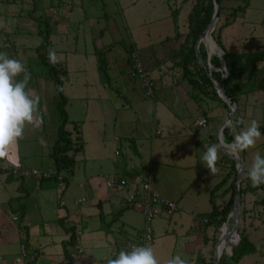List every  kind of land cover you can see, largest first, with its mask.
Instances as JSON below:
<instances>
[{"label": "rangeland", "instance_id": "obj_1", "mask_svg": "<svg viewBox=\"0 0 264 264\" xmlns=\"http://www.w3.org/2000/svg\"><path fill=\"white\" fill-rule=\"evenodd\" d=\"M56 2L60 4L58 5ZM194 2L195 0H71V3H67L66 0H0V52H6L7 47H10L11 50L13 48L14 51L12 50L13 53L10 58L21 60L26 67L30 64L31 72L37 73L40 70L39 65L35 62H28L30 58L35 56V46L42 39L36 33V21L33 17L41 15L48 18L52 16V11L55 8H59L57 11L60 12L66 6H70L69 9L71 10L66 15L69 20V27H66V31L69 32H66V35L60 34V30L57 33L53 32L50 36L51 44L48 46V50L59 51L57 54L59 62L68 64L67 77L69 80L79 81L85 79L84 81L92 84L87 89L89 95L96 96V90L102 84V82L101 84L98 83L99 73L96 68L98 58H101L107 65L106 71L109 77L108 82H106L108 85L104 83V89L106 93H110L115 102L120 99L122 102L126 101L127 106H130L133 98L138 97L140 99L144 96L143 99L147 104L145 107L143 106L144 108L137 109L136 115L134 114L135 108L119 110L118 114L113 111L112 117H115L116 114V119L111 117L113 120H108L107 126L104 125V127L108 130L115 121L116 129L121 130L119 132L122 135L127 126L130 133L129 135L126 134L129 138L136 139V147L142 155L139 158L134 154L135 152H132V143L128 146V142H122V151L127 159L128 166L138 167L139 163H144L146 172L150 174L152 189L162 199L176 206L174 211L160 210L159 208L160 211L150 222L153 238L148 246L153 248L160 264H167V261L176 255L185 259L187 264H192L198 249H202L206 256L213 258L217 240L220 234L226 230L223 224L231 220L230 216L215 231L216 233L212 232L213 226L206 228L208 241L203 244L204 231L203 228L198 227L196 215L211 210L210 190L225 176L227 171H231V164L234 163L236 171L239 170L234 160L219 148V160L216 165L218 171L215 175L202 162V156L207 148L212 145L217 146L218 129L221 122L228 115V108L225 109L217 100H211L210 96H203L199 100V106L206 111L208 124L203 127L193 125L189 129L187 126L191 124L197 113L191 112V118L181 122L170 116L166 107L162 108L161 106V102L168 105L170 86L180 78L179 68L174 66L168 57L170 46L175 47L178 42L165 41L164 39L174 36V18L177 21L180 33L184 35L187 32V15ZM243 5L246 6L237 13L235 19L229 25L224 26L225 16L233 8ZM104 13L106 16H103ZM50 25L52 26L51 23ZM218 27H220L219 40L226 50L250 51L258 47H264V0H222L221 9L218 6V19L212 31H215ZM96 43H98L97 46ZM215 45L219 49L217 53L222 55V50L216 43ZM132 46H134L141 61L144 59V62L147 63V59L145 60L144 57L153 58V64H146L144 67L148 72L150 81H156L159 85L158 90L145 86L138 75L132 78L128 74L132 71V62L134 63L132 54L135 51L133 53L129 52ZM208 68L213 69L211 66H208ZM263 69L264 62L258 66L253 76L247 79L244 93L239 97L241 103L239 110L236 111L235 109L236 112L232 114L234 116L230 119L236 125L235 132H239L241 128L254 119L261 126L262 136L257 141L256 146L239 154L244 164V174L239 182V186L242 187H253L251 181L247 178L245 167L251 166L254 153L260 152L261 155H264ZM69 80L66 79L64 85ZM34 81L39 84L40 95L46 100L43 103L41 112L46 116L44 123L50 127V130L48 131L45 128L44 131H40V128H33L32 125H29L27 131L24 132L23 139L19 141V145L22 152L25 151L26 154L31 156L28 160L33 162L36 168H43L44 166H41V164L39 167V160L45 159L44 161H47V163L51 161L47 156L49 148L47 144L48 142L52 143L56 128V115L50 102L51 97L55 94V88L52 82L50 83L41 76L36 77ZM132 81L135 83L133 94ZM259 84H263V87L259 88ZM64 85L63 92L68 95L72 102L71 107L66 105L69 112L68 120L78 121L79 115L82 114H79V112L83 103L78 99L71 98L73 95H80V91L76 92L75 90L80 87H73L74 89H72L69 84ZM152 90L153 92H151ZM31 91L36 96V91ZM47 103L48 105H46ZM105 104L106 107H104L103 112L106 116V114L109 115L110 111L106 100ZM161 111L166 115L165 118L161 116ZM121 117L123 118L121 119ZM201 117L204 116L198 118ZM132 118H134V125L129 128L128 125ZM163 121L166 123L164 122L165 125H163L164 128L161 133L152 136L153 129L155 127L159 128ZM239 121L244 123H239ZM79 122L80 129H82V133L80 132L81 139L83 144L86 142L85 154H78L75 157L71 176H68L66 172H62L67 177L64 182L66 186L61 182L62 186L59 185L54 189H50V197L47 198L50 203H45L47 207L44 215L50 218L51 221L42 224L37 221L31 223L27 233L31 242H39L41 245L48 243V248L44 249V252H51L55 245L60 247L58 243L61 240L60 238H64L68 234L65 227L72 224V219L70 220L69 217L75 219L81 213L82 219L79 226L82 234L78 235V238H80L81 245L85 250L83 254L96 253L101 256L105 251L103 247L105 239L110 243L116 240V248L113 254L109 252L106 255L108 259L115 258L121 250L128 249L131 245L132 247L138 246L140 231L142 232L145 228V219L141 212L127 209L121 218L111 224L110 234L106 236L103 230H98L100 221L97 216L90 213L96 212L98 209L90 204L87 190L81 189L78 184L83 182L85 177L90 174L102 176L105 179L106 176H111L114 170L121 168V165L119 163L113 165L111 162L116 141H106L104 157L102 160H97L95 150L92 149V145L95 143L90 141L93 136L90 124L84 122L82 126V121ZM95 124L99 125L98 121ZM157 124L159 125L157 126ZM66 128L71 130L70 124ZM197 131L199 138L204 137L205 139L203 146L197 143ZM210 132L212 134L207 137ZM235 132L232 131L233 140ZM124 136H121L122 141H125ZM152 150L154 156L150 157ZM225 150L227 153L232 154L230 150ZM171 152L172 154H170ZM193 153H196L197 159ZM195 160L197 161L193 163ZM44 170L46 169L43 168L42 171ZM136 180L139 182L140 176ZM12 181L18 184L17 179ZM228 183L229 180L224 184V187ZM67 186L68 189H66ZM222 188L217 189L213 195L215 204H219L227 198V195L221 196ZM108 190L112 191L116 198L128 194L125 190L117 191L113 188H108ZM181 194L182 200L179 204L168 200L169 197L181 196ZM77 198L82 201L77 203ZM261 199H263L262 202H260ZM29 203L28 201V206ZM53 208L62 209V215L59 216L67 215L66 212L70 213L69 217L64 218V220L66 219L65 222L61 224L53 220L56 218ZM110 208V204L104 201L101 210L107 213L117 209V207ZM14 217L16 218L14 222L18 223V216L14 215ZM108 219L109 216L106 217V220ZM233 221L234 225L237 223L235 232L238 237L239 233L245 234L249 241L259 248L256 253L243 256L237 264H264V188H255L253 191H246L242 194L238 203V219ZM92 230L98 232L97 236L102 240L101 243H98L103 247V252L99 247L100 245H93L95 242L91 241L92 234H89ZM138 231V237L136 238ZM213 233L217 236L215 243L216 236ZM229 236L227 246L224 248L225 252H227L226 249L230 245L232 247L236 244L232 245ZM236 241L237 239L234 242ZM86 247L90 248L93 253H88L89 249ZM69 252L75 253V246H71ZM229 253L230 251L227 252V254ZM107 261L101 259V264H107Z\"/></svg>", "mask_w": 264, "mask_h": 264}, {"label": "trees", "instance_id": "obj_2", "mask_svg": "<svg viewBox=\"0 0 264 264\" xmlns=\"http://www.w3.org/2000/svg\"><path fill=\"white\" fill-rule=\"evenodd\" d=\"M221 1L222 0H216L220 9ZM56 3H58V5L60 4L59 2ZM245 6L246 5L237 6L233 8L229 12V14L225 16L224 26L229 25L235 19L237 13L242 11ZM213 13V0H195L193 6L191 7L187 15V32L184 35L180 33L177 21L174 18V36L166 37L164 40L176 41L178 42V45H176L175 47L170 46L168 57L172 61V64L179 68L180 78L179 80H177V82L184 83L186 85V87L188 88L187 93L189 98H191L198 105H200L199 100H201L203 96H210L209 98H211V100H217L220 104L223 105L225 109H227L228 107L226 103L219 97L216 92V89L212 84V80H214L222 85L226 97L236 104L237 111L239 110V106L241 104L239 102V97L244 93V88L247 85V79L252 77L253 74L257 71L258 66L262 62H264V47H258L250 51L226 50L219 40L220 27H218L215 31L211 32V36L217 46L222 50V55L218 54L217 50H214V52L208 55V50L206 48V43L204 39H202V42L199 43L197 50H195V43L201 33L209 25ZM103 16H106L105 13L103 14ZM33 18L36 21V33L37 35L41 36L42 39L41 42L35 46V56L30 58L28 62H35L39 65L40 70H38L37 73H32L30 64L27 63V69L31 73V80L29 82L28 88L33 91H36V96L40 97L38 115L40 118H42V122H44L46 116L41 112V108L46 100L44 97H41L39 91V84L36 83L34 79H36V77L38 76H41L50 83L52 82L55 88V94L50 99V102L54 108V114L56 115L55 139L51 143L48 153L49 158L52 160L54 171L49 174L39 173V175L35 178L38 188L46 189L56 187L60 185L61 182L64 183L65 180H67V177L62 172H66L68 176L72 175L75 164V157L78 154H82L84 144L80 135V122L68 120V115L66 111L68 98L63 92L64 81L67 79V69L65 65L61 62L53 66L49 63L48 60V46L51 44L50 36L53 34V25H50L51 22L46 16L42 17L41 15H37ZM180 37H182V39H180ZM10 50V47H7L6 53L9 55V57L13 53L14 49L12 48L13 51ZM134 51V46H132V48L130 47L129 52L133 53ZM197 58L200 59V62L197 61ZM208 66H211L213 68L209 72V74ZM96 67L99 73L100 82L105 85L104 83L108 82L109 78L108 73L106 71L107 65L101 58H98ZM222 67H224V73L221 71ZM129 74L132 76V78H135L137 75L134 69L133 62L132 71H130ZM18 79H22V76L18 77ZM262 81H264V73L262 76ZM106 85L108 84L106 83ZM262 85L263 84H259L258 87L262 88ZM46 105H48V103ZM202 116H207L205 110L202 111ZM233 116L234 115H231L230 119L233 118ZM205 118L208 122L207 117ZM68 124H70L71 130L66 128ZM222 139L226 144H232L233 142L232 130L228 127V124L222 130ZM200 141H197L198 144L203 146L204 140ZM134 148V145H132L133 152H135ZM3 162L4 160H0V165H3ZM2 173H8V176L13 175L11 170L6 167L2 168ZM236 174L237 171L235 169V164L232 163L231 171H227L225 176L219 182H217L214 187L210 190L209 199L212 202L211 210L207 212L198 213L196 215V222L198 224V227L203 228L204 231L203 244H206V242L208 241V237L205 232L206 228L213 226L212 232H215L222 226V224L226 221L230 214L234 197V185L236 181ZM112 175L117 176L116 180H118V183L115 188L118 189H122L119 186V182L121 181V179L133 180V178H137L138 176H140V179L142 180L148 175L150 177L149 172H146V165L144 164L140 166L138 170L129 171L123 168L121 170V173H114ZM27 176L32 177V175ZM27 176L20 175L17 177L23 178ZM228 180L229 183L227 184V186L224 187V184H226ZM64 185H66V183H64ZM20 187L21 184L19 185L18 189H20ZM221 187H223L221 191V196L227 195V198L221 203L215 204L213 202V195L215 194V191ZM259 187L264 188V184H261ZM259 187H242L240 185L238 189L240 198L244 192L253 191L255 188ZM262 201L263 199L260 200V202ZM127 209L131 208L124 205L117 211L109 213V215H105L100 211V229L103 230L105 233L109 232L111 224L117 219H119ZM107 216H109L108 220H106ZM61 220L62 218L58 219V221ZM19 227H24L23 230L27 234L25 225H20ZM65 231L69 234V237L67 240L62 241L64 254V261L62 264H72L75 260V257H73L72 253L68 251V248H70L71 246H75L76 254H78V249L76 248V227L75 225H68L67 227H65ZM215 233L213 234L216 236ZM26 234L25 237L22 239L23 248L26 253L23 264H32L35 261L37 254H35L32 250H27L29 248V244L26 238ZM216 238L217 236L214 239V243L216 242ZM258 249L259 248L255 244L249 241L245 234L239 233L238 242L231 247L229 254L224 251L220 255L218 264H237V262L243 256L251 253H256L258 252ZM192 264H213V258L211 256H206L203 253L202 249H198L195 253Z\"/></svg>", "mask_w": 264, "mask_h": 264}, {"label": "crops", "instance_id": "obj_3", "mask_svg": "<svg viewBox=\"0 0 264 264\" xmlns=\"http://www.w3.org/2000/svg\"><path fill=\"white\" fill-rule=\"evenodd\" d=\"M9 1V0H6ZM59 9V8H58ZM57 8H55V10L52 11V16H49L48 19L51 22V24L53 25V32H58L60 34H64L66 35V27L68 25V18L66 17L67 13L69 10V7L66 6L65 9H63V11H57ZM64 13V14H63ZM65 29V30H63ZM99 43V42H98ZM96 43V46L97 44ZM56 53L58 54L59 51H56ZM145 60L147 59V63L144 62L143 59V63L144 65L146 64H153V58H146L144 57ZM66 69H67V63L63 62ZM97 68V67H96ZM151 70V68H150ZM129 74V73H128ZM99 78V77H98ZM67 80H69V78L67 77ZM85 79H81L79 81H74V80H69L68 83H66L65 85H68L74 89L73 87H80L78 89H75L76 92L80 91V95H76V96H72L71 99H78L79 101H81V103H83V105L81 106V111L79 112L82 113L81 115H79L80 118H78V121H82V126L85 123H89L90 124V130H91V135L92 137L90 138V141L95 143L94 145H92V149L95 150V155L97 157V160H102V158L104 157V151H105V142L106 141H116V146L114 148V155L113 158L111 159V162L113 165L118 164L121 165L119 169L114 170L112 173H121V170L124 168L125 170H129V171H135L138 170L140 166H142L144 163H139L138 167L136 166H128V162L127 159L124 156V153L122 151L123 148V143L122 142H128L127 145L130 146V144L132 143V145H134V149H135V155H137L139 158L142 157V155H140L139 150L136 147V139L135 138H129V130H127V126H126V130L122 135H120L121 130H117L116 127L117 125L114 124L116 123L114 121V123H112V125L110 126V128L108 130H106L104 127L107 126V122L108 120L116 119V114L115 117H112V115L114 114V112L118 114V111L120 110H129L131 108H135V115H136V111L137 109H142L146 106V102L143 99L144 96H142L140 99L137 98H133V100H131V104L130 106L125 103L126 101L122 102V100L118 99L116 102L114 101L113 97L110 95V93H106L105 89H104V85L101 84L100 79H99V84H101V87H98L99 89L96 90V96H91L89 95V89L88 86H91L92 84H89L87 81H84ZM152 82V89L153 90H158L160 87L157 84L156 81H151ZM95 83V82H93ZM134 82L132 81V94L134 93ZM64 85V86H65ZM153 90L151 92H153ZM188 88L186 87V85L184 83H178L176 81V83H174L173 85L170 86V92H169V101H168V105H165L164 103L161 102V106L162 108H165L168 110L170 116L177 118L178 120L185 121V119L191 118V112H195L197 113V115L193 118V121L191 122V124H189V126H187V128L191 129V126L195 125V119H197L198 117L202 116V111H204V109H201L200 106L191 98H189L188 96ZM66 97L68 98V104L67 107H71L72 102L69 99L68 95H66ZM154 102L155 101V98ZM105 100L108 102L107 106L108 109L110 111L109 115L103 112L104 107H106L105 104ZM193 104H192V103ZM128 103V102H127ZM156 104V103H155ZM144 106V107H143ZM67 111V115L69 114L68 110ZM114 111V112H113ZM39 116V115H38ZM161 116L163 118L166 117V115L164 114V112L161 111ZM112 117V118H111ZM208 117V116H205ZM123 117H121L122 119ZM112 119V120H113ZM98 121V124H95V122ZM133 121L134 118H132V121L129 123L128 127L131 128V126H133ZM165 121H163L161 123V125L157 124V126L159 125L160 127H155L152 131V136L153 135H158L161 133L162 129L164 128L163 125ZM94 123V124H93ZM157 123V122H156ZM166 123V122H165ZM97 125V126H96ZM109 125V123H108ZM29 126V125H27ZM27 126L25 127L24 132L27 131ZM184 126V125H183ZM81 127V126H80ZM186 127V125H185ZM34 128V127H33ZM40 128V131H44L45 128L49 131L50 127L48 125H46L44 122L42 124H40V126L38 127ZM155 129H159V133L155 134L154 130ZM120 131V132H119ZM80 132L82 133V129H80ZM128 135H127V134ZM197 134V141L198 140H205L204 137L203 138H199V133L198 131L196 132ZM125 134V136H124ZM211 135L212 132L208 133V135ZM121 136H124V140H121ZM206 138V137H205ZM55 139V133L53 135L52 138V142ZM44 140V139H43ZM20 141V140H19ZM19 141L17 144H15L11 149H10V155L8 158L4 159L3 164L7 165V166H12V167H20L21 169H26V170H36L39 173L42 174H49L52 173L54 171V166L52 163V160L47 163V161H44L45 159H40L39 160V167L40 164L41 166L43 165L44 171H42L43 168H36L35 165L33 164V162L29 161L28 159L31 157L29 156V154H26L25 151L22 152L20 145H19ZM108 141V142H109ZM198 143V142H197ZM48 150H47V156L49 157L48 153H49V149L51 146V142H48ZM200 145V144H199ZM202 146V145H200ZM86 151V142H84V148H83V152L82 154ZM117 152V154H116ZM133 152V149H132ZM85 154V153H84ZM172 154V152L170 153ZM194 157L197 159L196 153L194 154ZM154 156V151H151L150 157ZM172 156V155H171ZM117 159V161H116ZM28 160V161H27ZM197 160H195L193 163H195ZM121 162V163H120ZM30 164V165H29ZM145 165V164H144ZM196 166V165H195ZM47 171V172H45ZM8 173H2L0 175V264H18L16 262V259L20 256L21 252L24 251L23 248V244H22V239L24 238L25 232L23 230V228L19 227L21 226H26V230L28 232L29 227L31 226V223L34 222H38L40 224L46 222V221H51L50 218H47V216L44 215L45 208L47 207L45 205V203H50L49 202V197H50V189H54L56 187H52V188H46V189H39L37 186V182H36V177L38 175H32L33 177H17L15 174H13L12 176H8ZM109 177V176H108ZM108 177L106 176L105 179L102 176H97V175H89L88 177H85V180L81 183L78 184V186L83 189V190H87V197L90 200V204L94 205L97 207L98 211L96 212H90L93 215L98 217L99 220V212L101 211L102 213H104L105 215H109V213L111 212H115L117 211L119 208H121L122 206H124V202H125V196L120 195L118 198L115 197L114 193H112V191L108 190L107 186V180ZM14 179L18 180V184L15 181H12ZM21 184L20 189L19 185ZM61 185V184H60ZM59 186V185H58ZM62 186V185H61ZM66 186V185H65ZM63 188V187H62ZM69 187L67 186L66 189H68ZM13 189V190H12ZM64 189V188H63ZM65 189V190H66ZM113 189L115 190H122L123 189H118L113 187ZM114 195V196H113ZM169 197V196H168ZM48 198V199H47ZM170 201H175L176 204L181 203L182 200V194L181 196L177 195V196H172L169 197ZM28 201L29 206H28ZM82 200H80L79 198L76 199L77 203H80ZM104 201H107L108 204H110V207H117V209L115 210H111L108 211L107 213L103 212L101 210L102 204ZM118 201V202H116ZM27 206L28 211H27ZM110 208V209H111ZM54 211V215L56 218H54L53 220H56L57 222L61 223L65 222L64 218L69 217V212H66L67 215L65 216H59L62 215L61 214V208H53L52 209ZM80 215L77 216L75 219H73L72 217H69V219L71 220L72 224L70 225H75L76 227V232H77V243H76V248L78 249V254H76V250L75 253H72V256L75 257V260L72 264H101V259H105V261L108 260L107 256L108 253L110 252L111 254H113V251L116 248V240H114L112 243H110V241H108L107 239H105V244L103 245V247L105 248V251L103 252V247H101V245L98 242H102L101 238L99 236H97V231H90L89 234H92L91 237V241H94L95 244L93 245H100L99 247H101L100 249H102L103 254L101 256H99L98 254L94 253V254H83L84 253V249L81 245V241L79 240L80 238H78V235H81V231H80V226H79V222H81V213H79ZM16 215L18 216V220L19 222L16 223L14 222L15 219L13 218V216ZM77 215V214H76ZM123 216V214H122ZM121 216V217H122ZM46 217V218H44ZM120 217V218H121ZM61 221H58V219H61ZM52 220V221H53ZM15 225V226H14ZM100 225V224H99ZM100 227H99V229ZM20 231H23V234L20 233ZM138 233L136 234V238L138 237ZM88 234V235H89ZM106 236L107 234H110V231L105 233ZM26 238L29 244V248L27 249L28 251H34L35 254H37V257L35 259V261L32 264H62L64 261V254H63V247H62V241L67 240L69 237V234H66V237L64 238H60L61 240H59V244L60 247L55 245L54 249H51V252L45 253L44 249L48 248L47 245H49L48 243H44L43 245L39 244V242H31L29 240V236L28 233L26 234ZM93 238V239H92ZM57 242V241H56ZM55 243V242H52ZM132 246V245H131ZM131 246H129V248H125L126 251L131 249ZM95 247V246H94ZM87 248V247H86ZM88 253H93L92 250L90 248H87ZM69 251V248H68ZM79 253H81V255H79ZM104 257V258H101ZM112 257V256H111ZM25 259V258H24ZM23 259V262H24Z\"/></svg>", "mask_w": 264, "mask_h": 264}, {"label": "clouds", "instance_id": "obj_4", "mask_svg": "<svg viewBox=\"0 0 264 264\" xmlns=\"http://www.w3.org/2000/svg\"><path fill=\"white\" fill-rule=\"evenodd\" d=\"M49 63L55 66L59 63L54 49L48 50ZM22 79H18L21 77ZM31 73L19 59L10 58L6 52H0V160L9 157L10 149L24 137L27 125L38 128L42 118L38 116L40 97L34 96L28 88ZM239 123H244L239 121ZM228 127L235 132L236 125L228 121ZM262 136L261 126L257 120H252L239 132H235L231 144V152L238 157L241 152L254 148ZM218 147L212 145L202 156V162L215 175L218 171ZM247 178L253 187L264 184V155L256 152L250 167H245ZM107 264H160L154 250L150 246H133L130 250H121L115 258H110ZM167 264H187L185 259L176 255Z\"/></svg>", "mask_w": 264, "mask_h": 264}, {"label": "built area", "instance_id": "obj_5", "mask_svg": "<svg viewBox=\"0 0 264 264\" xmlns=\"http://www.w3.org/2000/svg\"><path fill=\"white\" fill-rule=\"evenodd\" d=\"M67 3H70L71 0H66ZM134 59V69L136 74L142 79L144 85L148 88H151L152 82L148 77V72L146 71L143 61L139 58L138 53L135 51L132 54ZM197 127H203L208 124L205 117H201L195 120L194 123ZM159 129H155L154 133L158 134ZM117 154V152H116ZM6 167L11 170L12 174L16 176L20 175H39V172L36 170H26L21 169L20 167H12L7 165H0V175L2 174V168ZM117 176L112 175L108 177L107 186L115 187L118 183L116 180ZM129 180V181H128ZM121 179L119 182V186L128 192L125 197L124 205L130 207L131 209L137 210L142 213L145 219V228L142 230L139 239L138 246H148L153 238V231L150 227V222L156 214L163 209H167L170 211H174L176 206L173 203L168 202L165 199H162L151 187L150 177L146 176L144 179H140L137 182L136 178L132 179ZM160 208V210H159ZM14 219H16L14 217ZM23 234V231H20ZM132 248V246H131ZM26 253L22 251L20 256L16 259V262L19 264H23V259L25 258Z\"/></svg>", "mask_w": 264, "mask_h": 264}, {"label": "water", "instance_id": "obj_6", "mask_svg": "<svg viewBox=\"0 0 264 264\" xmlns=\"http://www.w3.org/2000/svg\"><path fill=\"white\" fill-rule=\"evenodd\" d=\"M213 3H214V13L212 15L211 21H210L209 25L206 27V29L198 37V39L195 43V50H197L199 43L202 42V39L205 37L207 31L209 29H211V31L213 30L214 24L216 23V21L218 19V4H217L216 0H213ZM210 38H211V36H210ZM206 48L208 49L207 46H206ZM212 52H214V51L210 52L208 50V55H210V53H212ZM197 61L200 62V59L197 58ZM210 71H211V68H208V74ZM221 71L223 73L225 72L224 67L221 68ZM212 84H213L214 88L216 89V92L219 95V97L226 103V105L229 109V113H228L227 117L221 122V124L219 126L216 143H217L218 148L221 151H223L224 153H226L227 155H229L234 160V162L237 164V166L239 167V170L237 171V174H236V181H235V185H234L233 203H232L231 211L229 214V216L231 217V220H234V219H238V203H239V198H240L238 187H239V182L241 180V177L244 174V164H243V161H242L240 156L236 157L233 154L227 153V151L225 150L224 146H230L231 147V144L224 143V141L222 139V130L228 124V121H230V116L234 113V111L236 109V104L234 102L230 101L226 97L224 90L222 88V85L220 83H217L216 81L212 80ZM236 228H237V223H236V225H234L232 230L234 232V234H233L234 238L237 239V241H238L239 237H238V234L235 232ZM224 236H225L224 234H222V233L220 234L216 245L222 240V238ZM237 241L235 243H237ZM216 245H215V248H216ZM230 249H231V247L227 251H230ZM220 255L221 254H218L214 249L213 264H218Z\"/></svg>", "mask_w": 264, "mask_h": 264}, {"label": "bare ground", "instance_id": "obj_7", "mask_svg": "<svg viewBox=\"0 0 264 264\" xmlns=\"http://www.w3.org/2000/svg\"><path fill=\"white\" fill-rule=\"evenodd\" d=\"M210 32H211V29H209L205 35V37L203 38L205 43H206V46L208 47V50L211 52V51H214V50H217L219 52V49L216 47L215 43L212 41V39L210 38ZM209 41H210V46H209ZM223 142V141H222ZM225 149L227 150H230L231 151V147L230 146H224ZM231 219V217H230ZM233 220H228L227 222L224 223V226H226V230L222 232V234H224L225 236L222 238V240L216 245V249L215 251L218 253V254H222L223 251H224V248L227 246V238L228 236L231 238V241H232V245L235 243V239H234V236H233V226H234V221L232 222ZM228 249H226L227 251ZM229 252V251H227Z\"/></svg>", "mask_w": 264, "mask_h": 264}]
</instances>
